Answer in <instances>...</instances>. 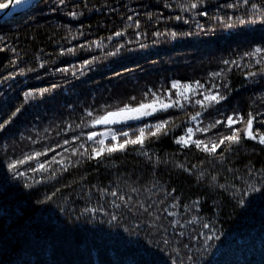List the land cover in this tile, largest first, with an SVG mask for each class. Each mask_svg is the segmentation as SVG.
Segmentation results:
<instances>
[{
    "label": "trees",
    "instance_id": "16d2710c",
    "mask_svg": "<svg viewBox=\"0 0 264 264\" xmlns=\"http://www.w3.org/2000/svg\"><path fill=\"white\" fill-rule=\"evenodd\" d=\"M61 1L2 47L0 264H264V0Z\"/></svg>",
    "mask_w": 264,
    "mask_h": 264
},
{
    "label": "rangeland",
    "instance_id": "374dc122",
    "mask_svg": "<svg viewBox=\"0 0 264 264\" xmlns=\"http://www.w3.org/2000/svg\"><path fill=\"white\" fill-rule=\"evenodd\" d=\"M6 2H8V0H3L0 2V5H3L5 4ZM49 4L48 6L46 4ZM61 6H63V3L61 0H38L34 5H32L29 9L25 10L24 12L18 14L16 17H9V19H6V20H3L1 21L0 20V56L2 55V51H4V49L2 48L4 46L5 49H10L11 48V43H10V39L7 40L8 37H11L13 36V34L11 32H14V30L18 31L17 33H21L23 32V29L24 28H27V26H32L31 24L34 25H37L39 23H43L45 22L46 20L48 19H51L53 18L55 15H52L51 12H52V9L56 10V9H59ZM46 7V9L49 11V14H39V15H35L36 17H29L30 16V13H37V12H41L44 8ZM66 10L65 6L63 7L62 11ZM58 11V10H57ZM67 12H70L69 9L67 10ZM57 13V12H56ZM72 14V12H70ZM22 18H25V21H22L24 19ZM65 18V17H64ZM70 19H67L68 21H77V17L76 16H72L70 15L69 17ZM13 20H16L15 23H18V26L17 28H14L13 26H11V24H8V22H11ZM50 22V21H49ZM35 23V24H34ZM4 32V35H1V33ZM10 32V33H8ZM178 84H176L177 86ZM23 87V85H22ZM45 88V87H43ZM181 89L183 88L182 86L180 87ZM185 89V92H187V94L189 95L190 94V91L191 89L189 88V86H187ZM41 91H34V92H29L26 94V96H29L30 97H40L45 91H49L48 89H40ZM203 94V97L204 99H202V101L206 100V102H208L209 100L211 101L212 99H210V96L207 95L205 92L202 93ZM215 96L214 94L211 96L213 97ZM32 99V98H31ZM213 101V100H212ZM211 101V102H212ZM163 105H160L158 107H161ZM158 107L155 106V109L157 110ZM163 108V107H162ZM147 111L149 112H154L152 111L151 109H148ZM109 114V113H108ZM108 114H106L105 116H107ZM148 115H145V117L143 119H145ZM199 121V120H198ZM193 125L190 127L192 129V133L186 137L187 139H185L188 143L192 141V143H195L196 139L194 140V137L197 135L198 136H201V135H204V132L203 130L200 129L201 125L200 123L197 122V117L196 118H193ZM98 124V122H97ZM96 124V127L100 129V134H95L94 136H102L104 138L106 137H110L112 140L113 139V135H115L117 132L116 130L114 131V128H118V127H121L123 125H127V126H131V125H136V124H139V123H136V124H122L121 126H110V127H98V125ZM200 126V127H199ZM189 128V129H190ZM136 130H139V129H136ZM116 139L118 138L117 135H115ZM115 139V140H116Z\"/></svg>",
    "mask_w": 264,
    "mask_h": 264
},
{
    "label": "snow or ice",
    "instance_id": "6c2138e0",
    "mask_svg": "<svg viewBox=\"0 0 264 264\" xmlns=\"http://www.w3.org/2000/svg\"><path fill=\"white\" fill-rule=\"evenodd\" d=\"M0 7H4V5H0ZM192 7H196V5L194 4V5H192ZM117 35H120V33H117ZM260 51H261V49H256V52H260ZM225 63H227V62H225ZM210 99L215 100L216 97L213 96V97H210ZM163 107L167 108V107H169V105H163ZM148 109H151L152 111L156 110L154 104H141L138 108H124V109L119 110L118 112H111L107 116H103V117L99 118V120L97 122L109 124V123H116V122H118L119 119H124V120L136 119V118H139L140 116L150 115L151 112L147 111ZM89 115H91V113H89ZM227 119H228L229 126L236 122L232 119V117H228ZM253 119L254 118L251 117V115H250V118L247 121V126L244 129V131H245L247 137H249L251 139H256V136L253 134V131H252ZM0 127H2V125H0ZM163 127H164V123L155 125L156 131L152 132L151 134L156 135L157 133H159L161 131V129ZM206 130L207 129H204V131H206ZM139 132H140V135L137 136L136 139L125 141V143H122L119 145V148L123 149L125 147V144H127V143L142 144L144 133H145V128H140ZM191 133H192V129L190 128V129H188V134L190 135ZM94 135H95V133L90 135L89 139H92ZM123 135L127 136L128 133L124 132ZM113 139H116L115 135H113ZM226 140L234 142V143L238 142L239 141L238 131L236 134L227 136ZM100 143L103 144V141L101 140ZM178 143H187V141L185 140L184 137H180ZM195 143H196V146L198 148L201 147V145L203 144L202 141H195ZM220 143H224V141L221 140ZM259 143L264 144V135H260ZM217 147H218V144H216L215 142H212L211 148H209L207 145H204V150L209 151V152H215ZM116 150H117V147L115 145L112 147H109L107 149L108 152H114ZM100 151L103 152L104 149H101ZM21 162H18V163H21ZM12 167H15V165H12ZM40 167L43 168V165H41Z\"/></svg>",
    "mask_w": 264,
    "mask_h": 264
},
{
    "label": "water",
    "instance_id": "95a60500",
    "mask_svg": "<svg viewBox=\"0 0 264 264\" xmlns=\"http://www.w3.org/2000/svg\"><path fill=\"white\" fill-rule=\"evenodd\" d=\"M16 0H8L4 5V7H0V20H6L9 19V17H16L18 14L24 12L25 10L29 9L32 5H34L38 0H32L30 4L26 8H23L22 10H14V4ZM134 115V114H133ZM145 116H140L139 118L136 119H119L118 122L116 123H109V124H104V123H98V127H110V126H121L122 124H136L139 123L143 120Z\"/></svg>",
    "mask_w": 264,
    "mask_h": 264
},
{
    "label": "bare ground",
    "instance_id": "6f19581e",
    "mask_svg": "<svg viewBox=\"0 0 264 264\" xmlns=\"http://www.w3.org/2000/svg\"><path fill=\"white\" fill-rule=\"evenodd\" d=\"M31 1L32 0H16L13 6L14 10H22L23 8H26Z\"/></svg>",
    "mask_w": 264,
    "mask_h": 264
}]
</instances>
